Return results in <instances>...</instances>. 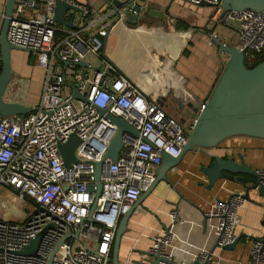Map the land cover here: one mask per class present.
I'll use <instances>...</instances> for the list:
<instances>
[{
	"label": "built area",
	"instance_id": "built-area-1",
	"mask_svg": "<svg viewBox=\"0 0 264 264\" xmlns=\"http://www.w3.org/2000/svg\"><path fill=\"white\" fill-rule=\"evenodd\" d=\"M182 1L192 6L205 3L221 13L222 0ZM54 7L55 0H15L7 29L9 44L34 52L45 73L41 96L31 113L0 115V187L12 190L18 201H28L32 207L22 221L0 218V264H47L51 256V264H112L120 217L154 182L162 152L179 155L193 121L185 128L166 106L149 99L101 57L100 37L115 25V10L79 6L83 17L78 28L56 37ZM123 21L121 15L118 22ZM212 21L236 22L237 48L254 64L264 58L262 11H227ZM94 22L100 23L98 32L85 36L84 31ZM217 42L225 43L213 31L208 43ZM88 52L101 59L99 69L90 64L79 66ZM74 88L85 99L73 97ZM108 114L120 117L139 133L138 137L122 134L116 161L105 157L117 132ZM72 135L80 142L74 150L76 161L67 168L59 146ZM96 163H102L98 198ZM257 173L264 185V168ZM246 202L242 193H236L214 200L206 210L205 219L218 243L215 248L222 250L236 239L239 212ZM181 222L180 211L172 210L169 226L152 238L148 251L164 259L163 264H215L209 249H202L189 261L174 258V229ZM39 234L35 254L24 255L23 250ZM249 240L247 264H264L262 242Z\"/></svg>",
	"mask_w": 264,
	"mask_h": 264
},
{
	"label": "crops",
	"instance_id": "crops-1",
	"mask_svg": "<svg viewBox=\"0 0 264 264\" xmlns=\"http://www.w3.org/2000/svg\"><path fill=\"white\" fill-rule=\"evenodd\" d=\"M69 1L95 11L105 10L101 8L100 0ZM147 1L159 8L155 16L140 20L136 26L127 24L125 20L116 23L106 36L100 37L102 42L105 41L100 50L101 57L106 55L117 71L143 92L149 82H156L160 86L158 94H166L173 88H184L191 96L205 102L228 61L226 53L217 43L209 44L208 38L214 31L224 42L231 40L230 32L237 35L238 24L214 23L212 17L221 13L212 6H192L182 0ZM5 4L6 0H0V24ZM57 27L59 35L56 37L69 29L59 24ZM99 27L100 23L94 22L83 34L95 35ZM172 46L176 47L174 55L171 54ZM185 51H188V56ZM168 56L175 59L170 68H167ZM83 61L92 67H98L101 63V59L90 52L86 53ZM11 66L12 79L6 88L4 100L34 108L42 93L44 68L37 63L34 52L20 49L11 51ZM207 153L225 159L235 156L236 161L243 155L247 166L256 171L264 168L262 138L243 135L230 137L207 150ZM211 161L200 152H187L178 165L166 173L167 181H160L130 216L121 239L120 263L132 264V261L141 260V252L148 251L152 238L169 226L170 212L174 209H178L182 216L181 224L174 229L171 247L177 261H189L202 249H209L213 251L215 264L248 263L249 239L242 238L233 250H220L214 246L216 235L204 213L214 200L226 199L232 194L243 193V190L240 185L224 179L207 189V177L200 168L208 166ZM251 181L252 177L246 175V182ZM2 189L10 192L12 200L14 192L0 187V191ZM12 201L15 203L0 198V218L24 220L32 209L31 204L27 211L22 209V205L28 201ZM261 202L256 192H250V199L239 212L237 235L264 234L261 226L264 209L256 204Z\"/></svg>",
	"mask_w": 264,
	"mask_h": 264
},
{
	"label": "water",
	"instance_id": "water-1",
	"mask_svg": "<svg viewBox=\"0 0 264 264\" xmlns=\"http://www.w3.org/2000/svg\"><path fill=\"white\" fill-rule=\"evenodd\" d=\"M101 8L113 9L116 13V22L121 15L127 24L136 26L140 20L149 16H155L159 8L147 0H100ZM15 0H6L4 16L0 31V115L1 116H25L33 111L34 108L25 106L17 102L5 101L3 96L6 88L12 79L11 51L27 49L12 46L7 41V29L10 18L13 13ZM202 5L209 6L202 3ZM75 2L69 0H55L54 22L69 29H77L78 22L83 17V9ZM241 9H254L264 13V0H222L221 14L227 11H237ZM100 10V9H98ZM127 13V15H126ZM161 16L162 13L159 12ZM90 17L86 18L88 22ZM115 22V24H116ZM108 34V32H107ZM105 43L102 42V45ZM217 45L225 52L229 58L220 74L209 98L203 102L191 96L188 90L184 88L169 89L166 94H158L160 86L156 82H149L145 88V95L167 108L176 107L173 113L175 117L182 112L183 118L178 119L181 124L186 121H193V126L187 132V142L182 147L177 157H173L162 152V162L156 170L155 180L147 191L143 192L135 204L120 217L112 245V264H122L119 262L118 255L122 236L127 229V223L135 208L152 192L160 181H167L166 173L176 167L187 152H200L209 157L212 161L208 166H202L201 172L207 177V189H211L218 180H227L241 186L243 197L250 199V192L254 191L263 202L256 203L257 206L264 209V185L256 170L244 163V156H239L236 161L235 156L223 158L209 155L207 150L216 147L222 141L234 136H249L264 139V59L258 64L247 60V55L240 51L237 46H231L226 43L217 42ZM103 58L115 67V65L106 57ZM175 59L168 56L167 62L170 68ZM79 66L87 67V62H80ZM93 69H99V67ZM116 68V67H115ZM117 69V68H116ZM144 78V77H143ZM142 78V79H143ZM143 81V80H142ZM147 85V83L145 82ZM177 91V92H176ZM73 97L85 99L78 94V89L74 88ZM167 103V104H166ZM104 113V111H100ZM117 125V132L106 152L105 157L117 160L118 152L122 147V134L128 132L138 137V131L122 120L120 117L107 115ZM80 139L72 135L67 143L60 145L59 150L63 156L65 166L69 168L72 162H75L74 150ZM102 163L95 164L94 182L96 186L95 197L98 198L102 184L101 178ZM246 175L252 177L251 183L246 182ZM261 226L264 228V215L261 220ZM41 235L34 238L30 244L23 250L24 255H34L39 245ZM242 238L259 240L264 247V234L260 236H249L240 233L236 239L222 247V250H233ZM215 247L218 243H215ZM141 260L132 261V264H163L164 259L158 255H153L149 251L141 252ZM52 256L47 264H51Z\"/></svg>",
	"mask_w": 264,
	"mask_h": 264
},
{
	"label": "rangeland",
	"instance_id": "rangeland-1",
	"mask_svg": "<svg viewBox=\"0 0 264 264\" xmlns=\"http://www.w3.org/2000/svg\"><path fill=\"white\" fill-rule=\"evenodd\" d=\"M0 25H2V19H1V24H0ZM0 31H1V29H0ZM230 33H231V36H230V37H232V39L226 41L225 43L228 44V45H231V46H235V45L239 44L240 41H239V39H238V35H236L234 32H230ZM235 39H236V40H235ZM226 55H227V54H226ZM227 56H228V55H227ZM228 58H229V56H228ZM26 60H28V59L26 58ZM73 70H75V69H73ZM0 198H3V199H5L6 201H10V202H12V203H15V202H13V201L11 200V194H10V192H9L8 190H6V189H2V190L0 191ZM12 198H13V200L17 201V199H16V197H15L14 195H12ZM22 209L28 211V210L30 209V203L25 202V203L22 205Z\"/></svg>",
	"mask_w": 264,
	"mask_h": 264
},
{
	"label": "flooded vegetation",
	"instance_id": "flooded-vegetation-1",
	"mask_svg": "<svg viewBox=\"0 0 264 264\" xmlns=\"http://www.w3.org/2000/svg\"><path fill=\"white\" fill-rule=\"evenodd\" d=\"M170 109V113L173 115V113L176 111V107H174V108H169ZM174 116V115H173ZM177 119H181V118H183V116H182V112H179L178 113V116L176 117ZM192 121H186L185 120V122H184V124H182L185 128H189L190 127V123H191Z\"/></svg>",
	"mask_w": 264,
	"mask_h": 264
},
{
	"label": "trees",
	"instance_id": "trees-1",
	"mask_svg": "<svg viewBox=\"0 0 264 264\" xmlns=\"http://www.w3.org/2000/svg\"><path fill=\"white\" fill-rule=\"evenodd\" d=\"M179 23H180V22H179ZM180 27H182V26H180ZM55 35H56V36L59 35L58 31H56ZM184 53H185L186 56H188V54H189L188 51H185ZM263 59H264V58H260L257 62H255V65L258 64V63H259L261 60H263ZM0 63H1V59H0ZM111 257H112V250H111Z\"/></svg>",
	"mask_w": 264,
	"mask_h": 264
},
{
	"label": "bare ground",
	"instance_id": "bare-ground-1",
	"mask_svg": "<svg viewBox=\"0 0 264 264\" xmlns=\"http://www.w3.org/2000/svg\"><path fill=\"white\" fill-rule=\"evenodd\" d=\"M171 50H172L171 54L174 55L175 54L174 52L176 50V47L175 46H172V49ZM12 200H13V198H12Z\"/></svg>",
	"mask_w": 264,
	"mask_h": 264
}]
</instances>
